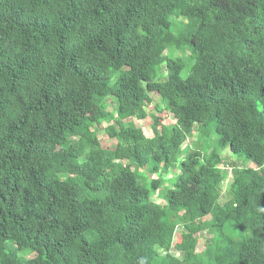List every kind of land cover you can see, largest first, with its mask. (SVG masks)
Masks as SVG:
<instances>
[{"label": "trees", "instance_id": "1", "mask_svg": "<svg viewBox=\"0 0 264 264\" xmlns=\"http://www.w3.org/2000/svg\"><path fill=\"white\" fill-rule=\"evenodd\" d=\"M0 264H264V0H0Z\"/></svg>", "mask_w": 264, "mask_h": 264}, {"label": "rangeland", "instance_id": "2", "mask_svg": "<svg viewBox=\"0 0 264 264\" xmlns=\"http://www.w3.org/2000/svg\"><path fill=\"white\" fill-rule=\"evenodd\" d=\"M161 72L165 74L164 71H161ZM185 76H186V73L183 72L182 77L184 78ZM150 96L152 100L154 101V103L158 104L161 109L157 110L154 107V104H152L148 106L146 109L148 118L145 121H138L135 119H130L127 121V122H131L135 127L139 128L143 132L146 138L152 137V132L150 129V126L152 125V122H153L152 117L158 118L161 121V124L163 126H169V125L174 124V120L172 116L169 113H167V110L163 106L162 102L158 99V97L155 94H151ZM108 124L109 123L103 122L102 125H100V127H97V128L95 127L93 131L96 132V137L99 140L101 147L103 149L113 150L116 147V142L114 140H110L104 132V128ZM208 132H209V138L201 137V140H199L200 138H198V133L189 137L184 144L182 155L186 154L190 148L191 149L194 148V143H198V146H196L193 149V151H195V149H198L201 152V154L204 155L206 152L209 153L212 150H217L221 154L223 165L222 166L220 165V168L222 170L224 169L223 172L226 174V177L221 185V194H222L221 203H223L225 200L224 194L226 195L227 192L229 191V183L232 178L231 169L229 168L231 167H234L237 169L254 168V164L251 161L244 158L243 156H238V155L230 153L228 148H221L219 146L218 137L215 133V123L212 122V124H210ZM174 172L175 171H170L168 176L164 177L163 179L164 183L161 186L162 189L171 188V185L169 184V180L172 181ZM137 175L139 176V180L141 183H148L149 181L154 180V178H158L156 175H149V171L146 169L138 170ZM159 193L160 192L156 191L155 194L152 196L151 200L155 202L156 204L164 205V202L158 198ZM204 219L208 221L209 218H204ZM181 233H182V230L180 227H178L175 231L173 245L178 244V242L180 241ZM207 239H208V234L206 232L200 233L199 237L197 235V251L199 253L203 251L204 243ZM174 248H172L173 250L171 254L174 257L179 258L181 254Z\"/></svg>", "mask_w": 264, "mask_h": 264}, {"label": "clouds", "instance_id": "3", "mask_svg": "<svg viewBox=\"0 0 264 264\" xmlns=\"http://www.w3.org/2000/svg\"><path fill=\"white\" fill-rule=\"evenodd\" d=\"M164 106V105H163ZM174 123H175V121H174ZM230 169V168H229Z\"/></svg>", "mask_w": 264, "mask_h": 264}]
</instances>
